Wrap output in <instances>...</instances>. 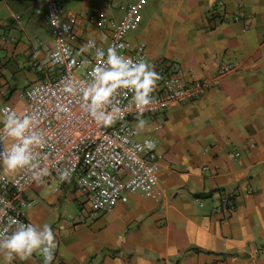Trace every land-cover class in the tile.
<instances>
[{
	"label": "crops",
	"instance_id": "1",
	"mask_svg": "<svg viewBox=\"0 0 264 264\" xmlns=\"http://www.w3.org/2000/svg\"><path fill=\"white\" fill-rule=\"evenodd\" d=\"M94 1L79 0L64 15L75 17L79 34L105 43L109 30L87 19ZM133 1L110 0L93 14L118 21L119 5ZM140 1L141 20L126 39L144 44L154 68L162 62L187 82L213 76L221 63L237 70L194 100L141 115L137 138L154 139L158 154L152 191L92 216L74 181L51 176L25 192L38 200L25 209L27 221L55 233L52 264H264V0ZM36 7L45 11L44 0H0V107L21 106L24 89L41 78L36 65H51L53 40L43 47L37 30L28 33ZM225 193L228 203L214 211ZM72 203L77 210H68ZM12 264L44 261L34 253Z\"/></svg>",
	"mask_w": 264,
	"mask_h": 264
},
{
	"label": "built area",
	"instance_id": "2",
	"mask_svg": "<svg viewBox=\"0 0 264 264\" xmlns=\"http://www.w3.org/2000/svg\"><path fill=\"white\" fill-rule=\"evenodd\" d=\"M44 4L46 24L53 36L49 63L56 51L64 53L67 48L70 54L65 53L63 62L49 68L36 65L42 75L23 91L24 103L18 107L5 102L0 110L7 107L21 116L34 115L38 121L37 130L43 131L49 143L54 145L50 155L47 154L48 149L38 150L41 157L46 158L48 169V174L42 180H48L51 176L59 179L58 169H69L68 179L59 180L75 182L92 216L104 214L118 202L126 203L128 195L134 191L153 190L158 180L156 141L151 137L137 138L138 131L129 124L132 118L141 115L135 107L125 112L122 120L104 127L88 114L79 93L73 95L65 89L89 78L88 74L96 64L95 48L84 51L89 42H95L96 47L105 51L110 46H116L121 54L136 60L147 58L144 44H131L126 39L128 31L141 20L139 11L142 1L120 4L122 15L118 21L99 14L87 16L92 26L109 30L105 43L79 34L75 17L65 16L58 0H44ZM53 19L57 26L52 24ZM64 26H67V31L63 30ZM79 66H83V70L77 74ZM154 70L161 77L159 87L153 93L155 103L142 115H155L173 102L194 100L211 88L214 80L235 72L237 65L221 63L213 76L189 82L170 72L162 62ZM124 104H128V100ZM2 128L3 124L0 126ZM146 140H150L154 146H145ZM2 150L3 145L0 144ZM35 182L28 171H12L0 164V226L6 223L8 217L28 223L25 209L36 206L38 200L26 197L25 192ZM230 195L223 194L221 204L214 211L226 205Z\"/></svg>",
	"mask_w": 264,
	"mask_h": 264
},
{
	"label": "clouds",
	"instance_id": "3",
	"mask_svg": "<svg viewBox=\"0 0 264 264\" xmlns=\"http://www.w3.org/2000/svg\"><path fill=\"white\" fill-rule=\"evenodd\" d=\"M52 24L57 26L56 20ZM67 31V26H64ZM122 47V45L120 46ZM95 48L96 64L89 72V78L79 84H71L65 91L80 94L86 111L96 123L110 127L116 121L124 118V113L135 107L141 115L155 103L153 93L156 91L160 75L146 59L138 60L120 53L116 46H110L105 51L98 48L95 42H89L84 51ZM56 51L51 56V65L61 63L64 54ZM40 53H37V57ZM50 65V66H51ZM129 93L131 98L129 99ZM128 100V104L124 101ZM0 164L12 171L26 170L38 183L48 174L46 158L40 151L48 149V155L54 145L49 143L45 133L37 130L38 121L34 115H18L10 108L0 110ZM146 121L139 120L137 127L143 129ZM6 141H9L6 143ZM145 146L153 147L150 140ZM61 181L70 176L69 169H58ZM55 233L49 224L24 223L13 217H8L6 223L0 226V257L4 264H12L19 257L21 260L30 258L34 253L43 257L44 264H52L57 249Z\"/></svg>",
	"mask_w": 264,
	"mask_h": 264
},
{
	"label": "rangeland",
	"instance_id": "4",
	"mask_svg": "<svg viewBox=\"0 0 264 264\" xmlns=\"http://www.w3.org/2000/svg\"><path fill=\"white\" fill-rule=\"evenodd\" d=\"M58 1L62 5V8H63L64 12L74 11L77 8H80L79 0H77V1L76 0H58ZM105 2H109L110 3V0H95L94 2H92L90 4L91 8H90V13L88 15H91L93 13L99 12L98 9L99 10H103L102 6H103V4H105ZM35 13H37L36 16H35L36 24H35L34 28L33 27L32 28H30V27L28 28V33L29 34H31V33L34 34L33 32H35V30H37V32H39V36L38 37H40L42 39V41L44 42L43 47H45V45H47V44L49 45L51 39L53 40V36L51 34V30H50L49 26L47 24H45V23H39L37 21V19L40 18V16L46 17V10L45 11L44 10H39L38 11V8L36 7ZM100 15H103V14H100ZM89 24L92 26L91 23H89ZM90 25H88V26H90ZM90 30H87V32L90 33ZM34 43H36V46H38L37 45L38 41H36V39H35ZM52 46H53V43H52ZM82 70H83V66H79L77 68L76 73L80 74L82 72ZM29 85H30V83H29ZM19 91H22V88L19 89ZM21 100L24 101L25 98L23 97V98H21ZM146 117H149V115L148 116L146 115ZM140 119H142L141 115L137 118L136 121H134V120L129 121V124L135 127V126L138 125V121ZM73 209L77 210L78 208H77V206H75L72 203V204H70V206H68V210L69 211H71V210L73 211ZM68 214H70V213H68ZM84 214H85V216H87V218L91 217L87 213H84ZM78 215H79V210H78Z\"/></svg>",
	"mask_w": 264,
	"mask_h": 264
}]
</instances>
